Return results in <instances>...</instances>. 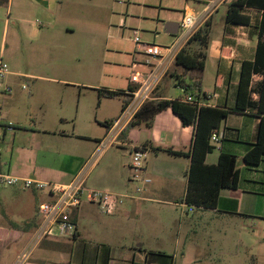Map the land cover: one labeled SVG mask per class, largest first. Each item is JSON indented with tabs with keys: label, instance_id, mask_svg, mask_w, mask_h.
Masks as SVG:
<instances>
[{
	"label": "rangeland",
	"instance_id": "rangeland-1",
	"mask_svg": "<svg viewBox=\"0 0 264 264\" xmlns=\"http://www.w3.org/2000/svg\"><path fill=\"white\" fill-rule=\"evenodd\" d=\"M64 1L62 6L58 5L56 11L48 15L55 22L42 28L48 30L44 34L53 38L48 43L31 37L24 38L15 30V21L19 16L17 0L13 1L12 9L8 0L0 6V59L8 64L10 71L37 76L33 81L19 79L12 94L0 98V104L4 113L20 121L19 124H13L15 130L7 132L8 135L41 127L39 123H42L47 129L54 131L59 128L58 131L84 137L87 145L93 148L98 139H104L107 135L103 124L116 120L121 115L125 100V95L116 98L100 97L99 90L127 92L134 72H150L148 66L136 71L132 69L134 57L141 62L146 60L143 55L138 54L139 50L133 42L135 32H139L145 44L170 46L176 37L166 32V24L172 22V18L179 17L187 5L194 7L195 3L189 0ZM226 14L227 6L223 5L215 15V28L210 36L212 39L222 37ZM22 17L29 22L31 28L34 27L33 23L42 21L39 11H30ZM3 20L11 21L8 28ZM188 50L198 51L196 46H189ZM224 71L219 60L209 57L204 74V88L214 92L217 75L219 72L224 74ZM14 78L8 76L6 80ZM173 82L174 79L171 78L165 82L167 96L180 99L183 93ZM35 116L39 118L35 120ZM178 120L170 110H166L156 123L154 119L151 126L142 123L130 127L122 138L102 151L109 150L108 155L103 157L102 152L98 155L95 166L88 171L89 182L101 180L99 173L108 165L110 158L115 159L118 165L128 163V145L148 146L151 142L157 146L146 155L145 165L151 160L152 165L161 171L171 164H184L177 155L161 149L165 147V132L174 131L175 124H179ZM123 138L127 139V144ZM25 143V137H20L14 144L11 139L8 140L2 152L4 159L9 161L12 151L18 156ZM216 146L209 163L219 155L218 143ZM113 153L115 157H112ZM166 185V180L159 179L158 192L148 196L151 200L127 201L121 207L122 211L113 216L100 213L95 205L84 204L78 214L82 237L91 243L108 240L117 244L126 240L137 245L151 243L153 233L165 230L169 234V251L175 253L176 239L180 233L182 243L180 249L176 250L174 264H185L181 257L183 253L189 258L209 253L217 242H227L234 246L238 243L236 235L242 225H248L251 234L253 228L257 229L246 219H222L216 217L213 211L190 209L183 203V184L179 182L173 192H166ZM141 196H144V192ZM18 220L25 221L21 217L16 219ZM242 257L247 260L246 252H242ZM230 261L232 259L224 258L223 264H229Z\"/></svg>",
	"mask_w": 264,
	"mask_h": 264
},
{
	"label": "crops",
	"instance_id": "crops-1",
	"mask_svg": "<svg viewBox=\"0 0 264 264\" xmlns=\"http://www.w3.org/2000/svg\"><path fill=\"white\" fill-rule=\"evenodd\" d=\"M8 1L12 9L14 0ZM189 1L194 2L195 6L187 5L185 10L194 12L197 24L196 31L209 20L212 32L215 28V15L219 12L220 7L225 5V0ZM4 2L5 0H0V6ZM64 2V0H17L19 16L15 21V30L24 38L31 37V39L45 43L50 42L53 38L44 34L48 30L42 28L50 26V24L55 22V19H50L48 15L56 11L58 5L61 4L62 6ZM30 11H39L42 17V21L33 23L34 27L32 28L28 25L29 22L22 17L23 15H28ZM184 12L179 17L172 18V22L179 24ZM246 14L250 18V24L248 26H236L227 24L225 21V24L222 26V37L216 39L210 37L206 62L209 57H213L219 60L220 66L225 68V71L224 74L221 72L218 73L214 92H209L208 89L204 88L203 77L202 93L215 96L209 100L207 107L228 110L235 106L242 63L244 61L252 62L255 58L259 24L262 18V13L258 11H249ZM3 21L6 28H8L11 21ZM133 61L134 64L141 62L136 57H134ZM11 76L15 78L6 80V84L12 88L16 86L19 79L33 81L37 78V76L30 73L14 71H11L9 77ZM168 78L171 77L166 75L163 78L156 90V96L161 94V96H164L163 99L174 100L167 96L168 91L165 82ZM254 79L257 81L259 77L254 76ZM173 83L176 87L175 79ZM177 88L180 89L179 87ZM253 99L256 100L257 95L253 94ZM164 111L156 116L155 123ZM2 113L6 121L10 120L13 124H19V120L11 118L9 114L3 112V109ZM37 118L39 117H34L35 120ZM61 120L62 122L64 121V119ZM178 121L179 124H175L174 131L165 132L166 139L163 141L165 147L160 148L175 153L187 154L192 147L194 129L191 126L185 127L181 124L180 120ZM39 124L41 127H35L31 130L25 129L21 130L18 134H5L3 136L0 140V171L16 177L40 180L43 182L59 184L71 182L95 154L99 143L103 139H98L95 146L90 148L87 145V139L84 137L75 135L74 133L68 134L66 131H58L59 128L53 131L47 129L42 123ZM259 125L260 117L253 111L229 113L218 132L220 136L218 142V146L220 147L219 155L212 163H209V158L214 155V151L217 149V143H212L215 149L206 157V164L214 165L218 162L221 153L230 154L238 158L240 166L238 190L223 189L220 193L217 208L208 211H213L216 217L222 219L227 217L246 219V221H251L257 229L253 228L251 234L249 232L250 227L248 225H242V228L238 229L236 235L238 236V243L234 246L227 242H217L213 244V250L209 253H200L191 258L186 253H183L181 257L185 264L203 262L223 264L224 258L232 259L229 264H264V157L260 164L256 166L242 163V158L256 144ZM123 135L121 134L118 139L122 138ZM20 137H25L26 139L24 147L21 148L18 156L15 151H12L11 159L6 161L2 153L4 152L5 144L10 139L11 143L14 144ZM123 139L127 144V139ZM128 146H130V159L128 163L118 165L115 159L110 158L108 165L99 173V177H101L100 181L90 183L89 177H87V185L90 188L115 194L133 192L135 185L130 182L131 152L133 148L142 146ZM156 147L150 142V145L147 146V155L150 153V149L152 151ZM108 153L110 151L106 150L102 152V156L105 157ZM112 155V157H115V153ZM155 158H158V156H155ZM177 158L182 159L184 164H171L164 171L152 165L151 160L150 163L148 161V164H146L147 174L151 177L153 185L151 184L146 188L144 196L141 199L142 201L151 200L148 196L158 192L157 184L161 178L167 181L166 192L175 191L179 182H181L184 186L183 198L185 197L188 185L187 172L191 165V159L187 156H177ZM93 165L95 166V163ZM154 182L157 184L154 185ZM52 200L53 197L46 192L0 187V205L2 206L0 219L3 220L0 222V264H17L18 258L29 248L41 224V217L38 213L40 205ZM244 206L246 207L245 210L243 209ZM80 208L72 214L77 224L76 237L74 239H67L59 236H46L33 249L25 264H153L149 261V252H162L173 255L174 261L176 260V250L177 248L178 250L180 249L182 243L180 233L176 239L177 246L175 247V253L169 251L167 244L169 234L165 230H161L159 233H153L151 243H137V245H134L126 240H122L117 244L110 243L108 240L97 241L96 243L87 242L82 237L79 229L78 214ZM122 208L118 210V213L122 211ZM19 217L25 221H16ZM242 252H246L247 260H244L242 257Z\"/></svg>",
	"mask_w": 264,
	"mask_h": 264
},
{
	"label": "trees",
	"instance_id": "trees-1",
	"mask_svg": "<svg viewBox=\"0 0 264 264\" xmlns=\"http://www.w3.org/2000/svg\"><path fill=\"white\" fill-rule=\"evenodd\" d=\"M225 5L227 6L226 23L236 26L250 24L246 12L262 13L255 58L252 62L242 63L235 106L224 110L207 106L198 107L182 101L187 95H192L196 99L206 96L202 93V81L211 35V24L208 20L190 38L167 73V76L175 79L176 87L187 88L185 95L180 99L169 100L163 99L164 96L158 94L156 97L159 99L148 102L124 131L125 133L130 127L142 123L151 126L155 117L168 109L179 118L183 126L193 127L192 147L187 154L167 150L170 154L187 156L191 159L187 172V191L183 200L190 209L214 210L218 206L223 189L238 190L239 188L240 170L236 156L221 153L216 164H206L207 155L215 149L211 138L214 133L218 134L229 113H244L250 110L260 117L256 144L242 158V163L256 166L264 157V0H225ZM189 46H196L198 51L188 50ZM254 76H258L259 80L255 81ZM132 90L133 87L129 86L128 91ZM98 94L105 98L125 95L123 107L129 100L128 94L121 91L99 90ZM253 94L257 95L256 100L253 99ZM113 121L103 124L107 131ZM142 148L147 151L146 145ZM148 258L153 264H174V257L162 252H149Z\"/></svg>",
	"mask_w": 264,
	"mask_h": 264
},
{
	"label": "built area",
	"instance_id": "built-area-1",
	"mask_svg": "<svg viewBox=\"0 0 264 264\" xmlns=\"http://www.w3.org/2000/svg\"><path fill=\"white\" fill-rule=\"evenodd\" d=\"M196 19L194 12L185 10L179 23L176 39L170 46L161 47L142 42L139 32H135L133 42L139 50L138 54L144 56V62L135 63L132 67L136 71L143 67H150L149 73H133L130 79L132 91H127L128 102L124 105L121 115L111 122L106 137L99 143L98 149L85 167L67 184L54 182H43L40 180L20 178L0 171V187H12L21 190H35L46 192L53 197V200L40 205L38 213L41 217V224L34 235L29 246L18 258L17 264H25L33 249L46 236H59L67 239H74L77 234V224L72 214L84 204L95 205L99 212L113 216L127 202L142 199L146 188L152 184L151 177L147 174L145 157L147 151L142 147H135L131 152V177L130 182L134 184L132 193L115 194L90 188L87 185L88 171L93 166L98 155L110 144L117 141L124 133L136 115L148 103L158 100L156 90L163 78L173 66L177 55L185 47L190 38L196 32ZM11 74L7 63L0 59V98L10 96L13 88L6 84L7 77ZM183 95L187 88L181 87ZM215 97L207 94L200 99L192 95L184 96L182 101L198 107H205L209 100ZM6 123V124H5ZM14 125L6 122L0 104V140L7 132L14 131ZM219 134L214 133L211 142L218 143Z\"/></svg>",
	"mask_w": 264,
	"mask_h": 264
},
{
	"label": "water",
	"instance_id": "water-1",
	"mask_svg": "<svg viewBox=\"0 0 264 264\" xmlns=\"http://www.w3.org/2000/svg\"><path fill=\"white\" fill-rule=\"evenodd\" d=\"M179 24L174 22H169L166 24V32L172 36H176L178 33Z\"/></svg>",
	"mask_w": 264,
	"mask_h": 264
}]
</instances>
